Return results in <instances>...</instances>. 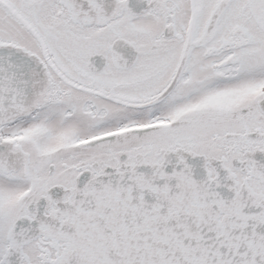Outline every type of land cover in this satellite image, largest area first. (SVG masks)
Returning a JSON list of instances; mask_svg holds the SVG:
<instances>
[{
    "label": "snow or ice",
    "instance_id": "snow-or-ice-1",
    "mask_svg": "<svg viewBox=\"0 0 264 264\" xmlns=\"http://www.w3.org/2000/svg\"><path fill=\"white\" fill-rule=\"evenodd\" d=\"M0 264H264V0H0Z\"/></svg>",
    "mask_w": 264,
    "mask_h": 264
}]
</instances>
